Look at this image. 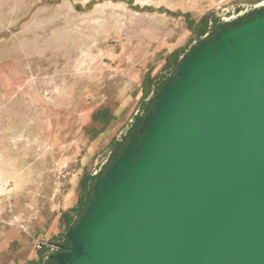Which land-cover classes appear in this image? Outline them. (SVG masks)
Masks as SVG:
<instances>
[{"label": "rangeland", "instance_id": "rangeland-1", "mask_svg": "<svg viewBox=\"0 0 264 264\" xmlns=\"http://www.w3.org/2000/svg\"><path fill=\"white\" fill-rule=\"evenodd\" d=\"M250 9L264 0H0V264L66 245L178 64Z\"/></svg>", "mask_w": 264, "mask_h": 264}, {"label": "water", "instance_id": "water-1", "mask_svg": "<svg viewBox=\"0 0 264 264\" xmlns=\"http://www.w3.org/2000/svg\"><path fill=\"white\" fill-rule=\"evenodd\" d=\"M192 51L53 264H264V10Z\"/></svg>", "mask_w": 264, "mask_h": 264}, {"label": "flooded vegetation", "instance_id": "flooded-vegetation-1", "mask_svg": "<svg viewBox=\"0 0 264 264\" xmlns=\"http://www.w3.org/2000/svg\"><path fill=\"white\" fill-rule=\"evenodd\" d=\"M227 17H229V16H227ZM61 247H62V246H61ZM55 249H57V252H56V253H52V254L49 253V255H48L47 259H46L47 262H46L45 264H53V262L50 260V258H51L52 256H54L55 254H57L58 252H61V250L58 249V246H57Z\"/></svg>", "mask_w": 264, "mask_h": 264}]
</instances>
